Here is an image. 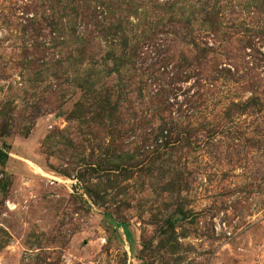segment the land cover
Here are the masks:
<instances>
[{"label": "rangeland", "instance_id": "1", "mask_svg": "<svg viewBox=\"0 0 264 264\" xmlns=\"http://www.w3.org/2000/svg\"><path fill=\"white\" fill-rule=\"evenodd\" d=\"M0 264H264V0H0Z\"/></svg>", "mask_w": 264, "mask_h": 264}, {"label": "trees", "instance_id": "2", "mask_svg": "<svg viewBox=\"0 0 264 264\" xmlns=\"http://www.w3.org/2000/svg\"><path fill=\"white\" fill-rule=\"evenodd\" d=\"M6 154H3L1 151H0V161L1 159L5 156Z\"/></svg>", "mask_w": 264, "mask_h": 264}]
</instances>
